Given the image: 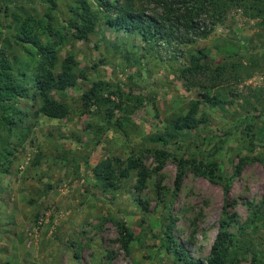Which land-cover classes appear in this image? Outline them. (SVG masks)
<instances>
[{"label":"rangeland","instance_id":"374dc122","mask_svg":"<svg viewBox=\"0 0 264 264\" xmlns=\"http://www.w3.org/2000/svg\"><path fill=\"white\" fill-rule=\"evenodd\" d=\"M72 3L0 0V49L29 91L30 46L13 40V15L40 19L49 12L58 26ZM198 51L212 67H234L210 91L216 106L179 76ZM68 56L77 85L52 94L68 108L66 118L43 116L39 98H10L12 108L0 111V264H186L180 248L204 261L223 218L235 243L226 264H264V14L230 9L192 46L147 44L100 20L87 40L68 37L59 46L60 60ZM94 83L102 85V102L85 103ZM196 101L198 126L167 136ZM154 149L166 153L157 172ZM129 158L149 173L142 192L135 171L119 177ZM181 158L189 163L175 191ZM104 159L115 168L107 190L92 172ZM191 161L215 163L218 182L195 175Z\"/></svg>","mask_w":264,"mask_h":264},{"label":"trees","instance_id":"16d2710c","mask_svg":"<svg viewBox=\"0 0 264 264\" xmlns=\"http://www.w3.org/2000/svg\"><path fill=\"white\" fill-rule=\"evenodd\" d=\"M95 3L98 6V13L94 11L90 0H73L72 5H68L70 17L65 21V25L55 26L54 22L58 21L49 12L40 19H23L19 14L13 15V40L23 47L24 44L30 46L27 48V58L33 61L30 87L32 93L23 85V80H19V77L13 74L6 49H0V111L6 112L12 108L7 103L10 98L31 100L39 98L41 100L39 112L43 116L59 120L66 118L69 114L68 108L53 98L52 94L74 88L78 76L74 70L75 62L72 56L60 60L59 46L68 37L87 40L100 20H104L108 28L122 29L130 36H139L147 44L162 42L165 45L192 46L198 40L206 39L230 9H242L251 18L264 14V0H96ZM196 53L197 55L190 57L185 67L178 69L180 79L186 88L202 90V102L216 106L220 100L212 96L210 91L223 80L226 69L232 70L234 67L225 64L212 67L204 61L206 55L202 51ZM101 86L94 83L86 91L85 103L102 102ZM199 104V101L193 102L187 115L179 117L174 122L173 131L167 133V136L175 138L179 131L197 127L200 121L195 116ZM2 121L12 124L10 116H5ZM158 139L164 141L162 136ZM151 154L158 162L155 168L157 172L164 164L166 153L154 149ZM191 162L195 175H203L211 182H218L219 178L214 175L215 163L202 165ZM188 163L182 158L177 163L175 191L181 187ZM240 163L236 167V175L232 178L241 172L244 160L242 159ZM131 171L137 173L136 191L142 192L149 176L147 169L141 160L129 158L126 167L119 172V177L127 178ZM92 172L103 189L114 187L115 168L111 159L98 162ZM226 193L229 191L226 190ZM230 223L228 219L221 220L219 232L207 259L191 260L181 253V248L180 259H184L186 264H226L231 261L235 243L234 236L228 231Z\"/></svg>","mask_w":264,"mask_h":264},{"label":"crops","instance_id":"0c3cea01","mask_svg":"<svg viewBox=\"0 0 264 264\" xmlns=\"http://www.w3.org/2000/svg\"><path fill=\"white\" fill-rule=\"evenodd\" d=\"M9 247H10V245H9Z\"/></svg>","mask_w":264,"mask_h":264}]
</instances>
